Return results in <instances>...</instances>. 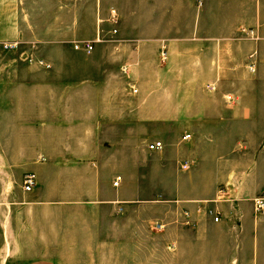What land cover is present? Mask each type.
<instances>
[{
    "label": "crops",
    "instance_id": "1",
    "mask_svg": "<svg viewBox=\"0 0 264 264\" xmlns=\"http://www.w3.org/2000/svg\"><path fill=\"white\" fill-rule=\"evenodd\" d=\"M211 2L0 0V46L32 52L30 76L0 77V264H264V92L236 72L247 47L263 62L264 0H218L223 27H200ZM99 36L91 54L74 48ZM188 95L224 107L167 105ZM239 145L255 156L233 158ZM153 156L161 180L191 181L170 245L142 204Z\"/></svg>",
    "mask_w": 264,
    "mask_h": 264
},
{
    "label": "rangeland",
    "instance_id": "2",
    "mask_svg": "<svg viewBox=\"0 0 264 264\" xmlns=\"http://www.w3.org/2000/svg\"><path fill=\"white\" fill-rule=\"evenodd\" d=\"M211 4V13H210V22H205L204 25L201 23L200 27H206V28H217V27H223L222 21H218L217 19L223 17V13L217 12V9L219 10V4L218 0H212ZM106 29H111V25H114L113 23H107ZM115 26V25H114ZM118 27V26H117ZM135 27V26H134ZM136 27H143V22H136ZM120 28V25L118 29ZM249 38V37H247ZM104 41V39H103ZM5 45L0 46V77H9V76H17V77H25L30 76L32 74V69H30V61L32 60V52L31 49L27 46H18V45H12V47L5 48ZM255 47L252 48L251 46L247 47V66L251 63V59L249 57L250 54L255 51ZM95 50V49H94ZM94 52V51H93ZM92 52V53H93ZM261 55L263 62L261 65L255 66L254 71H251L246 65H242L239 68L236 69V72H238L248 85H242L246 91L248 90L249 93L258 91L264 92V44L263 49H261ZM91 54V53H88ZM260 54V53H259ZM153 55V54H152ZM87 56V55H86ZM255 61V58L253 59ZM164 63V61H162ZM254 80V82H253ZM257 80V81H256ZM225 86L221 87V91H224ZM200 90H197L194 92V95L198 94V99H200L201 93ZM190 95L187 96L184 101L180 102H167V105L171 108L180 107L184 109H192V108H200L201 106H206L213 109H222L224 107V102L222 100H197V96L195 97L196 100L190 99ZM192 96V95H191ZM159 103V102H157ZM155 107V105H153ZM183 121H189L191 120L190 117H183L181 118ZM186 129V128H185ZM187 131V130H185ZM238 152H241L239 154ZM255 156V149H247V148H241L240 145L238 148L233 149L232 151V157H237L239 161H242L243 159H252ZM162 157L153 156L151 158L152 162V179L150 182H140V187L143 188L145 186L146 188V198L145 203L146 206L149 207V215H150V226L152 232H159L161 225H164L163 230L167 233V239L170 244H174L176 239L179 235L182 234V228L185 227L181 223L180 218L177 215L176 206L178 204V197L175 196L178 188H183L184 190H190L191 181L189 179H183L182 181H175V180H161L159 177L160 172V166L158 167L159 163L162 162ZM170 172H173L171 170H168ZM156 172L158 174H156ZM150 184V194L147 192V186ZM143 190V189H142ZM141 197V196H140ZM144 196L137 199H143ZM142 221V220H141ZM149 221V220H148ZM188 228V227H187ZM141 236H143V233L141 231ZM187 240H191V233L190 231H187L186 233ZM217 237H219L217 235ZM221 238H217V241L219 244L217 245V248L219 246L221 247V252L226 253L231 251L232 246L229 244V246L224 247V245H220V243H223V240H220ZM227 243V241L225 240ZM224 242V243H225ZM190 251V249H189ZM174 253L175 250H169V253ZM190 262H180L175 260L173 257L168 258V264H186ZM152 264H160V261L153 260ZM201 264H207V262H201ZM221 264H224V262H221Z\"/></svg>",
    "mask_w": 264,
    "mask_h": 264
},
{
    "label": "built area",
    "instance_id": "3",
    "mask_svg": "<svg viewBox=\"0 0 264 264\" xmlns=\"http://www.w3.org/2000/svg\"><path fill=\"white\" fill-rule=\"evenodd\" d=\"M199 2L201 3V0H199ZM110 22L113 23L114 25H116L118 23V16L116 15L115 11H113V14H112V17L110 19ZM113 34H116L117 33V30L116 29H113ZM251 34L253 35V33L251 32ZM102 40V38H100V36L95 40V41H85V42H77L75 43L74 45V48L78 51H85L87 53H92L95 49V44L97 42H100ZM12 45L14 46V44H8V45H5L4 47L5 48H8V47H12ZM165 53H163L162 55L164 56ZM249 59H251V63L249 64L248 68L251 70V71H254L255 69V65H256V62L253 60L254 59V55H251L249 57ZM134 92L136 93L137 90L134 89ZM186 138H189L190 136H185ZM165 147L164 143L162 141H154V142H151L148 144V149L151 150V151H161L163 150ZM186 166H184L185 168ZM122 181V177L121 176H117L116 177V180L114 181L113 185L115 187H117L120 182ZM36 185V177L33 173H27L25 174L24 176V181H23V189L25 192H31L34 188V186ZM220 193H225V189L224 188H220L219 190ZM254 208H255V211L257 213H261V212H264V191L262 192V194L255 198L254 199ZM213 221L218 223L220 221V216L216 215L214 216L213 218Z\"/></svg>",
    "mask_w": 264,
    "mask_h": 264
}]
</instances>
